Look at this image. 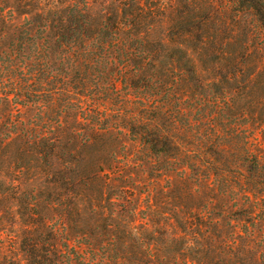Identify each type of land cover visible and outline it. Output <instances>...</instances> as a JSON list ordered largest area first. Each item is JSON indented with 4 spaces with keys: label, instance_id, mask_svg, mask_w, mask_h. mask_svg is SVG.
Here are the masks:
<instances>
[{
    "label": "rangeland",
    "instance_id": "obj_1",
    "mask_svg": "<svg viewBox=\"0 0 264 264\" xmlns=\"http://www.w3.org/2000/svg\"><path fill=\"white\" fill-rule=\"evenodd\" d=\"M72 2L96 26L122 18L133 23L121 36L163 42L162 71L170 52L192 59L198 77L176 89L190 111L177 116L186 157L152 154L114 111L107 121L116 126L93 130L64 115L54 148L51 133L23 130L44 126L35 106L1 102L0 264H264V191H245L231 153L247 139L264 163L263 23L231 0H0V50ZM129 99L110 106L140 112ZM193 133L226 144L217 160L232 172L212 174Z\"/></svg>",
    "mask_w": 264,
    "mask_h": 264
},
{
    "label": "trees",
    "instance_id": "obj_2",
    "mask_svg": "<svg viewBox=\"0 0 264 264\" xmlns=\"http://www.w3.org/2000/svg\"><path fill=\"white\" fill-rule=\"evenodd\" d=\"M231 1L253 11L264 25V0ZM79 4L72 2L61 14L55 11L53 14L58 17L52 15L41 26L30 21L19 31L9 51L0 50V103L35 106L36 118L44 126L35 131L34 125L26 124L23 130L34 131L40 139L51 133V139L56 141L52 142L54 148L60 146L58 138L53 136L55 124L60 125L64 115L75 114L93 130L99 126H116L107 121L114 111L115 118L125 121L122 126L152 154L186 157L180 144L184 138L178 133L184 125H180L177 116L190 111L178 106L176 89L197 76L192 59L184 53L170 52L172 61L162 71V57L166 55H161L165 50L163 42L155 46L144 38L121 36L122 25L127 27L133 23L122 18L108 17L113 23L105 20L96 26L91 11ZM138 8L141 9L139 5ZM173 49L182 51L178 46ZM132 96L142 104L140 112L132 111L128 115L121 107L110 106L117 99L130 102ZM165 121L170 124L169 128ZM184 124L194 132L192 127L196 123L186 119ZM193 134V138L199 136L203 142V160L211 156L207 163L212 174L224 177L227 176L224 172H232L231 167L217 160L226 144L221 145L210 134ZM241 150L239 154L231 153L244 169L242 182L249 187L245 191H264V163L249 148L247 139L243 140Z\"/></svg>",
    "mask_w": 264,
    "mask_h": 264
}]
</instances>
